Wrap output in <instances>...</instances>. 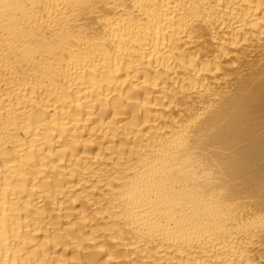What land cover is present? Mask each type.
Instances as JSON below:
<instances>
[{"label":"bare ground","instance_id":"obj_1","mask_svg":"<svg viewBox=\"0 0 264 264\" xmlns=\"http://www.w3.org/2000/svg\"><path fill=\"white\" fill-rule=\"evenodd\" d=\"M0 264H264V0H0Z\"/></svg>","mask_w":264,"mask_h":264}]
</instances>
